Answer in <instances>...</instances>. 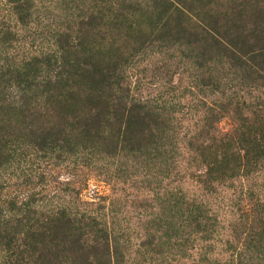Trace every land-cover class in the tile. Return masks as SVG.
I'll use <instances>...</instances> for the list:
<instances>
[{
	"label": "trees",
	"instance_id": "trees-1",
	"mask_svg": "<svg viewBox=\"0 0 264 264\" xmlns=\"http://www.w3.org/2000/svg\"><path fill=\"white\" fill-rule=\"evenodd\" d=\"M217 1L155 0L150 6L130 1L108 8L104 0H94L76 25L52 31L49 43L38 39L36 45L15 14L9 10L0 15L1 23L15 29L14 37L0 46V264H126L113 228L69 202L47 203L51 198L46 199V193L64 187L63 193L74 191L79 183L85 186L84 169L95 156L170 160L164 141L173 118L131 94L136 64L148 51L171 59L177 54L197 68L210 62L213 54L232 61L253 81H264V26L254 30L261 43H251L248 30L240 25L247 12L238 4L230 12L218 11L213 7ZM250 8L264 16L263 0L253 1ZM200 85L211 91L217 87L210 76H202ZM222 97L226 105L215 107L205 100L193 105L210 120V134L217 132L218 117L232 115L239 127L220 134L219 140L236 149L234 169L245 179L257 161L249 160L242 146L246 136L242 129L251 128L255 113L264 115V102L259 108L247 103L250 94L236 86L228 87ZM194 161L193 173L208 177L209 182L213 166ZM60 172L67 177L58 181ZM135 180H130L131 185ZM256 199L244 194L239 199L241 210L252 212ZM238 219L245 227L249 223V216ZM186 225L194 237L181 246L185 243L193 251L194 242H203L199 250L207 256L198 262L210 261V244L219 241L213 237L218 221L199 213L189 216ZM245 227L240 233L232 231L235 245L230 241L228 259L210 264H252L253 260L264 264V236ZM160 241L147 235L139 247L160 256L165 253Z\"/></svg>",
	"mask_w": 264,
	"mask_h": 264
},
{
	"label": "rangeland",
	"instance_id": "rangeland-1",
	"mask_svg": "<svg viewBox=\"0 0 264 264\" xmlns=\"http://www.w3.org/2000/svg\"><path fill=\"white\" fill-rule=\"evenodd\" d=\"M104 1L109 8L113 3L126 6L130 1L150 6L155 0H128L125 3H121L124 0ZM253 1L257 0H218L213 7L218 11L230 12L238 4L239 10L247 12L240 25L248 30L250 42L257 44L261 41H256L254 30L264 26V16L250 8ZM93 2L0 0V15H6L10 10L25 25L26 35H31L35 45L38 39L47 44L52 31L76 25L95 4ZM10 26L12 24L0 22V46L15 35V29ZM23 33L19 29L22 37L25 35ZM155 54L148 51L141 57L140 63H135L138 75L131 80V94L137 100L165 109L169 118H173L168 125L171 131L164 141L170 160L146 161L143 158L136 162L124 157L108 159L95 156L89 168L84 169L88 177L85 186L75 183L72 188L76 190L67 193H63L66 187L59 188L55 193L49 191L45 197L51 199L46 202H69L79 212L92 214L107 223L113 228L114 235L120 238L126 264H190L192 259L199 263L203 256H207L202 254L203 250H199L204 243L194 242L193 251L187 249L185 243L183 246L181 244L188 238L193 241L194 237L189 235L186 220L189 216L203 214L218 221L213 237L219 241L210 244L212 253L208 256L209 263L203 261L199 264H210L217 259L222 263L228 259L226 249L230 241L231 245H235L232 231L237 229V233H240L245 227L244 220L238 219L239 216H249L246 227L253 234L264 236V122L260 121L264 115L255 113L249 124L251 128L242 129L246 133L242 146L249 160L257 161L249 167V175L242 179V172L237 173L234 169L236 149L219 140L222 137L220 134H230L239 125L233 124L232 115H222L214 126L217 132L211 131L210 134L207 132L210 120L200 113V107L193 104L202 105L201 101L205 100L215 107L226 105L227 100L222 94L228 87L236 86L250 94L247 103L258 104L259 108V103L264 102V81H253L252 76L247 77L246 71L233 65L232 61L213 54L209 55L210 62L203 64L202 68L181 60L177 54L172 59L163 53ZM202 76H210L216 89L201 88ZM244 77L247 79L244 80ZM208 137L215 140L206 141ZM193 159L194 162L206 161L213 166L209 182L208 177L193 173L190 168ZM107 171L113 176L112 179L106 178ZM233 175L237 177L229 179L228 176ZM66 177V173L60 172L58 181ZM132 178L137 181L134 185L130 183ZM75 181L76 177L72 182ZM124 181L127 186L123 184ZM244 194L257 197L252 212L241 210L243 204L239 199H244ZM147 235L161 240L164 254L146 253L145 249L139 247ZM252 264L259 263L253 260Z\"/></svg>",
	"mask_w": 264,
	"mask_h": 264
}]
</instances>
